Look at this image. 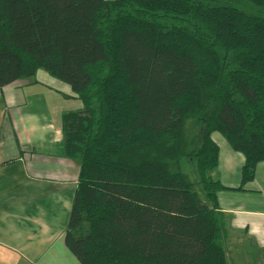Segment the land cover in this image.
Masks as SVG:
<instances>
[{
    "label": "trees",
    "instance_id": "obj_1",
    "mask_svg": "<svg viewBox=\"0 0 264 264\" xmlns=\"http://www.w3.org/2000/svg\"><path fill=\"white\" fill-rule=\"evenodd\" d=\"M212 2V0H208ZM0 0V87L45 70L79 169L64 244L80 264H227L219 133L264 162V0ZM235 189V190H236Z\"/></svg>",
    "mask_w": 264,
    "mask_h": 264
},
{
    "label": "crops",
    "instance_id": "obj_2",
    "mask_svg": "<svg viewBox=\"0 0 264 264\" xmlns=\"http://www.w3.org/2000/svg\"><path fill=\"white\" fill-rule=\"evenodd\" d=\"M42 86L29 79L0 87V264H80L64 244L79 167L64 155L56 125L66 111L46 99ZM212 140L219 146L212 177L231 189L217 194L227 222V264H256L264 260V162L238 191L244 155L222 135Z\"/></svg>",
    "mask_w": 264,
    "mask_h": 264
},
{
    "label": "rangeland",
    "instance_id": "obj_3",
    "mask_svg": "<svg viewBox=\"0 0 264 264\" xmlns=\"http://www.w3.org/2000/svg\"><path fill=\"white\" fill-rule=\"evenodd\" d=\"M196 1H201L206 4H213V5H218V6H231L235 7L247 14H255L257 13L256 7L252 6L249 2L245 0H212V2H209L208 0H196ZM211 1V0H210ZM32 79H35L39 81L40 83L43 84L42 88H40V91L45 93L46 95L48 94L49 97L46 99L49 100V102L54 103L58 107L62 109V111H74L77 109L82 108V103L79 99H70V100H63V97L65 96V93L74 95L72 92V89L68 84L52 75H49V73L45 70H39L38 74L33 77ZM48 89H50L51 93H47ZM60 92V95L57 93ZM55 93V94H54ZM47 95V96H48ZM61 117L57 118L56 125L58 127L61 126ZM217 133V132H216ZM219 134V133H217ZM220 135V134H219ZM260 255V254H259ZM261 256H264L262 254ZM256 264H264V260L260 259V257L257 259L255 262Z\"/></svg>",
    "mask_w": 264,
    "mask_h": 264
}]
</instances>
